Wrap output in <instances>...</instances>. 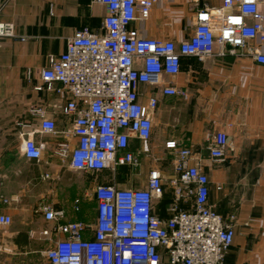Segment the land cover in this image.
<instances>
[{"label":"built area","instance_id":"1","mask_svg":"<svg viewBox=\"0 0 264 264\" xmlns=\"http://www.w3.org/2000/svg\"><path fill=\"white\" fill-rule=\"evenodd\" d=\"M92 1L106 9L102 31H76L60 55L48 57V66L40 71L42 85L36 88L68 96L64 105L52 104V108L73 117L76 144L69 149L63 143L55 154L74 171L141 166L142 153L129 150V141L150 139L158 101L150 97L140 103L139 86H158L164 96L181 94L163 77L178 75L182 57L231 56L264 65V0H221L217 7L196 10L191 34L179 43L140 37L132 27L147 20L161 0ZM12 36L13 25L0 23V38ZM33 112L40 118L42 133L55 132L54 122L41 109ZM228 147L224 131L209 136L211 160L224 159ZM165 148L172 151L174 172L166 217L155 208L164 194L163 176L157 169L148 172L144 188H125L116 181L97 185L92 193L94 220L59 224L56 231L62 238L42 253L41 264H224L234 229L208 204V176L190 150L178 148L175 141H168ZM43 151L44 144L30 135L20 146L21 154L36 162L42 160ZM1 203L8 205L9 199L2 198ZM79 204V199L73 201L75 212ZM41 212L46 221L64 216L51 206ZM11 223L9 215L0 213V255L3 234ZM42 235L47 237L48 231Z\"/></svg>","mask_w":264,"mask_h":264},{"label":"crops","instance_id":"2","mask_svg":"<svg viewBox=\"0 0 264 264\" xmlns=\"http://www.w3.org/2000/svg\"><path fill=\"white\" fill-rule=\"evenodd\" d=\"M220 4L221 0H161L147 20L132 27L140 37L179 43L191 34L196 10ZM105 16V7L92 0H0V23L13 25V36L0 38V213L12 218L3 243L14 242L24 229H34L24 232L25 246L34 242L42 255L62 238L56 231L59 224L88 222V196L94 201L95 214L92 193L97 185L76 183L73 173L103 171H74L55 154L63 143L69 149L76 144L73 117L52 108V104L64 105L68 96L36 88L42 85L40 71L48 66V57L60 55L78 30L100 33ZM163 80L181 94L164 96L158 86H139L140 103L150 97L158 102L150 139H130L129 150L143 155L147 149L156 159H173L172 151L165 148L168 141L190 150L195 164L209 178V206L234 229L224 264H264V65L250 58L185 56L178 75ZM78 105L84 107L80 101ZM37 109L54 122V133L40 131V118L33 112ZM217 130L225 132L229 147L224 159L213 161L209 136ZM27 135L44 144L39 162L27 160L20 152ZM160 167L153 166L146 176L152 169L163 176ZM173 176L171 162L168 177L163 176V197L155 203L161 217L167 216L172 203L169 180ZM2 198L9 199V204L3 205ZM75 199L80 200L79 212L73 209ZM44 206L62 212L63 218L46 221L41 212ZM44 230L47 237L42 235Z\"/></svg>","mask_w":264,"mask_h":264},{"label":"rangeland","instance_id":"3","mask_svg":"<svg viewBox=\"0 0 264 264\" xmlns=\"http://www.w3.org/2000/svg\"><path fill=\"white\" fill-rule=\"evenodd\" d=\"M145 151L146 152L141 156V166L137 169H131L125 166L115 171L106 170L96 173H73V181L76 183L91 181L94 182L95 185H106L110 180H114L121 187L141 188L146 181V172L153 166H161L160 169L163 171V176L167 178L171 171V162L173 159L168 156H162L159 159L152 158L147 149ZM86 201L87 210L85 219L88 222H92L94 220L95 204L91 196H88ZM84 206V203H82L81 207ZM22 231V233L25 234L35 230L24 229ZM36 249L37 245L34 242H30L29 246H19L7 239L4 242V251L0 255V264H41L43 260L42 255Z\"/></svg>","mask_w":264,"mask_h":264},{"label":"trees","instance_id":"4","mask_svg":"<svg viewBox=\"0 0 264 264\" xmlns=\"http://www.w3.org/2000/svg\"><path fill=\"white\" fill-rule=\"evenodd\" d=\"M122 167H125L124 165L123 166H120L118 168H122ZM117 168V169H118ZM171 200H172V197H171ZM15 244L16 245H19V246H25L27 244V238H26V235L23 234V233H19L17 235V237L15 238L14 240Z\"/></svg>","mask_w":264,"mask_h":264}]
</instances>
